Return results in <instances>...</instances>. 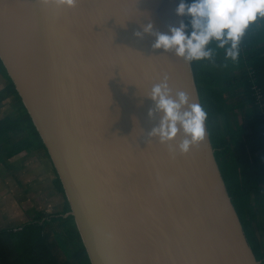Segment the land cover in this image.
I'll use <instances>...</instances> for the list:
<instances>
[{
    "label": "water",
    "instance_id": "obj_1",
    "mask_svg": "<svg viewBox=\"0 0 264 264\" xmlns=\"http://www.w3.org/2000/svg\"><path fill=\"white\" fill-rule=\"evenodd\" d=\"M180 0H0V56L50 154L92 264H261L206 138L186 156L148 133L165 76L201 104L192 63L137 39ZM182 137L178 136L175 144ZM175 144L173 147H175Z\"/></svg>",
    "mask_w": 264,
    "mask_h": 264
},
{
    "label": "trees",
    "instance_id": "obj_2",
    "mask_svg": "<svg viewBox=\"0 0 264 264\" xmlns=\"http://www.w3.org/2000/svg\"><path fill=\"white\" fill-rule=\"evenodd\" d=\"M192 66L222 177L248 242L264 264V28L242 40L238 62L216 49L211 62ZM0 77V107L6 102L0 117V164L22 155L43 161L63 199L59 213L44 217L36 212L32 220L1 227L0 264H92L74 217H65L71 208L62 183L1 56Z\"/></svg>",
    "mask_w": 264,
    "mask_h": 264
},
{
    "label": "clouds",
    "instance_id": "obj_3",
    "mask_svg": "<svg viewBox=\"0 0 264 264\" xmlns=\"http://www.w3.org/2000/svg\"><path fill=\"white\" fill-rule=\"evenodd\" d=\"M46 9L73 10L78 0H39ZM177 17L188 20L178 26H169L167 33L154 31L150 22L143 31L135 32L137 39L154 36L153 50L172 53L187 63L213 60L216 49L224 51L226 60L238 62L242 40L254 29L264 28V0H180L175 9ZM215 44V48L211 45ZM154 108L148 110V118L157 115V126L148 133L149 139L167 146L173 156L178 152L186 156L205 141L209 115L202 104L190 103L184 91L173 92L165 76L152 85L147 94ZM182 137L175 144L177 137ZM175 144V147L173 145Z\"/></svg>",
    "mask_w": 264,
    "mask_h": 264
},
{
    "label": "rangeland",
    "instance_id": "obj_4",
    "mask_svg": "<svg viewBox=\"0 0 264 264\" xmlns=\"http://www.w3.org/2000/svg\"><path fill=\"white\" fill-rule=\"evenodd\" d=\"M3 86L0 77V90ZM4 105L6 102L0 107V117L5 115ZM22 156L0 164V229L32 220L36 212L47 217L63 209V199L52 184L54 177L48 165Z\"/></svg>",
    "mask_w": 264,
    "mask_h": 264
},
{
    "label": "crops",
    "instance_id": "obj_5",
    "mask_svg": "<svg viewBox=\"0 0 264 264\" xmlns=\"http://www.w3.org/2000/svg\"><path fill=\"white\" fill-rule=\"evenodd\" d=\"M1 199V198H0Z\"/></svg>",
    "mask_w": 264,
    "mask_h": 264
}]
</instances>
